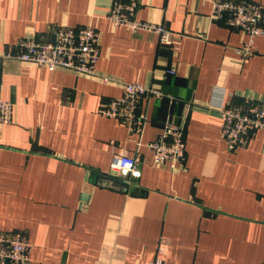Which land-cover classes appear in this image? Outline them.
<instances>
[{
	"label": "crops",
	"instance_id": "crops-1",
	"mask_svg": "<svg viewBox=\"0 0 264 264\" xmlns=\"http://www.w3.org/2000/svg\"><path fill=\"white\" fill-rule=\"evenodd\" d=\"M131 1L136 19L172 32L171 47L112 25L113 3ZM214 1L0 0V98L14 110L0 125V232L26 235L29 264H264L263 132L228 152L207 108L216 88L228 103L264 101V35L241 59L246 38L210 18ZM248 1L264 10V0ZM58 26L98 32L95 70L110 82L3 58L19 39L50 40ZM122 82L170 97L141 100L139 136L98 113ZM167 120L183 129L173 171L145 146ZM115 154L135 158L138 176L92 185Z\"/></svg>",
	"mask_w": 264,
	"mask_h": 264
},
{
	"label": "built area",
	"instance_id": "built-area-1",
	"mask_svg": "<svg viewBox=\"0 0 264 264\" xmlns=\"http://www.w3.org/2000/svg\"><path fill=\"white\" fill-rule=\"evenodd\" d=\"M136 3L114 2L107 18L114 26H123L130 32H149L158 37L161 47H171L172 32L160 24L135 18ZM211 19H226L227 24L239 29L245 36L235 53L241 59L254 54L253 40L264 35V10L248 0H216L212 3ZM99 56L98 32L91 26L78 29L58 26L52 31V39L37 41L23 37L14 44V54H3L4 59H14L21 63L45 68L48 71L62 70L75 75L91 77L108 83L110 78L100 76L95 70ZM170 75L174 69L166 71ZM122 92L98 109L104 117L117 120L130 134L142 133L145 117L138 114L143 98L158 101L170 99L158 87L140 83H121ZM223 90L216 88L214 100L207 108L213 110L221 121L220 132L226 150L233 152L244 148L256 131L263 132L264 141V101L247 100L242 104L225 102ZM213 99V98H212ZM216 99V100H215ZM13 105L0 98V125L9 124L13 119ZM155 166H165L171 171L178 168L184 158L183 129L169 120L165 121L158 137L146 143ZM109 172L120 177L136 178L137 161L124 154L112 157ZM30 245L22 232H0V264H29ZM150 264H162L156 259Z\"/></svg>",
	"mask_w": 264,
	"mask_h": 264
},
{
	"label": "water",
	"instance_id": "water-1",
	"mask_svg": "<svg viewBox=\"0 0 264 264\" xmlns=\"http://www.w3.org/2000/svg\"><path fill=\"white\" fill-rule=\"evenodd\" d=\"M116 179V173L114 172H109L107 175L103 176V177H96L92 180V185H101L104 187H112V182L113 180ZM90 186H88L86 188V192H84L83 195V201H85L86 197H87V192L89 191Z\"/></svg>",
	"mask_w": 264,
	"mask_h": 264
},
{
	"label": "trees",
	"instance_id": "trees-1",
	"mask_svg": "<svg viewBox=\"0 0 264 264\" xmlns=\"http://www.w3.org/2000/svg\"><path fill=\"white\" fill-rule=\"evenodd\" d=\"M128 177H126V179H127ZM123 179H125L124 177H120L119 179H115V181L117 182V183H121V182H123Z\"/></svg>",
	"mask_w": 264,
	"mask_h": 264
}]
</instances>
